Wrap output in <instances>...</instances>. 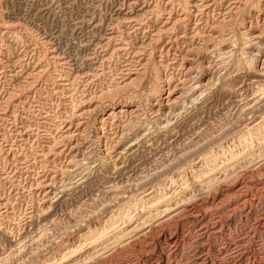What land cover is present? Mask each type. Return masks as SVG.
<instances>
[{
  "label": "rangeland",
  "instance_id": "obj_1",
  "mask_svg": "<svg viewBox=\"0 0 264 264\" xmlns=\"http://www.w3.org/2000/svg\"><path fill=\"white\" fill-rule=\"evenodd\" d=\"M0 264H264V0H0Z\"/></svg>",
  "mask_w": 264,
  "mask_h": 264
}]
</instances>
